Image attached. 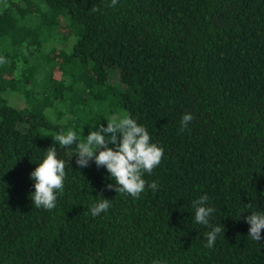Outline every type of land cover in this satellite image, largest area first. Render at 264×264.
I'll return each instance as SVG.
<instances>
[{"label":"trees","instance_id":"1","mask_svg":"<svg viewBox=\"0 0 264 264\" xmlns=\"http://www.w3.org/2000/svg\"><path fill=\"white\" fill-rule=\"evenodd\" d=\"M110 3L0 0V264H264V229L253 241L246 222L264 212V0ZM109 103L164 150L143 177L158 188L138 198L108 190L106 168H79L75 144L54 139L106 127ZM53 147L66 178L49 211L33 206L30 173ZM205 193L210 224L224 226L212 248L192 206ZM101 197L111 206L93 217Z\"/></svg>","mask_w":264,"mask_h":264},{"label":"clouds","instance_id":"2","mask_svg":"<svg viewBox=\"0 0 264 264\" xmlns=\"http://www.w3.org/2000/svg\"><path fill=\"white\" fill-rule=\"evenodd\" d=\"M118 2L119 0H111L108 7L114 8ZM91 10L97 12L99 8L93 7ZM5 63L7 60L0 57V65ZM193 119L192 114L185 113L180 121L181 131L187 129ZM80 135L77 131L69 129L66 133L61 131L54 139L60 147H71L75 144L74 154L79 168L89 166V162L93 160L98 168H106L108 175L114 180V183L106 185L108 190L138 198L146 187L153 191L158 188L157 182L148 183L143 177L145 173L150 175L161 163L164 150L151 142L147 128L138 124L135 119L127 115L121 118L113 117L107 120L106 127L100 124L96 130L89 131L85 139H80ZM65 168V161L57 156V148H51L30 173V179L35 181L34 192L30 194L33 206L49 211L56 207L57 193L64 190ZM110 206L111 200L101 197L91 206V215L96 217L107 213ZM192 206L195 209V223L211 229L205 234V247L212 248L218 235L224 232L223 225L210 224V217L216 209L208 206L207 193L193 200ZM248 207L251 208V204ZM246 222L250 225L248 236L253 241L260 242L261 231L264 229V212L251 211L246 217ZM154 264L159 262L155 261Z\"/></svg>","mask_w":264,"mask_h":264},{"label":"rangeland","instance_id":"3","mask_svg":"<svg viewBox=\"0 0 264 264\" xmlns=\"http://www.w3.org/2000/svg\"><path fill=\"white\" fill-rule=\"evenodd\" d=\"M65 19L66 18L63 15H60L58 17V19H57V22H58V25H59L58 26V30H61L63 32L67 28L66 27V20ZM58 53H59L58 50L55 49V48L48 52V57L51 59V61H53V63H52L53 65L51 67L52 75L54 76V78L56 80H59V78H60V71L58 70V67L57 66L59 65V63H62L63 62L62 58L59 56ZM115 83H117V81H114V80L109 81V84H115ZM6 97L9 100V102H10L11 105H18V104H20L22 102V98L19 95L13 93V92H11L9 94L7 93ZM85 107L86 106H84V107L82 106L80 108H85ZM41 108H42V104L40 102L34 103L33 109L35 110V112H40ZM88 108L89 107H87L85 109H88ZM102 108H103V111L104 112H107V116H108L109 119H111L113 117L121 118L124 115H127L124 112L123 108H121L117 104H112V103L110 104L109 103V104H106L105 106H103ZM54 110L55 109H53L51 107L46 110L47 115H49L50 118H52V119L53 118L56 119L55 118L56 117V114H55V111ZM72 130H75V129L73 128Z\"/></svg>","mask_w":264,"mask_h":264}]
</instances>
